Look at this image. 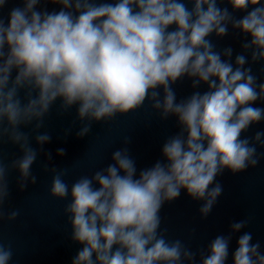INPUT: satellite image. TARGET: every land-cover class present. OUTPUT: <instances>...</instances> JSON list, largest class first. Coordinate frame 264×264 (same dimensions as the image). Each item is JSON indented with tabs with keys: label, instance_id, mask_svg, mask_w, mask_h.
I'll list each match as a JSON object with an SVG mask.
<instances>
[{
	"label": "clouds",
	"instance_id": "clouds-1",
	"mask_svg": "<svg viewBox=\"0 0 264 264\" xmlns=\"http://www.w3.org/2000/svg\"><path fill=\"white\" fill-rule=\"evenodd\" d=\"M47 2L61 5L60 10H39L41 0H22L23 6L11 8L5 19L10 0H0V143L7 138L23 153L9 164L0 155V220L10 195L9 173L19 172L21 191L37 183L31 169L38 152L22 126L43 127L60 99L64 111L78 105L82 127L77 135L84 137L94 122L133 112L147 100L161 120L175 117L180 128L163 143V161L137 176L125 147L112 153L113 163L106 168L71 184L64 179L66 169L44 166L53 173L50 195L70 199L64 211L71 238L83 245L72 264H226L233 234L247 226V219L212 239L197 260L198 253L182 240L166 237L160 210L184 189L204 202L199 212L206 218L223 191L214 183L217 175L259 163L257 145L264 147V132L241 137L264 121V108L253 106L264 101V83L257 82L251 66L245 67L248 56L236 55L234 66L233 49L226 48L223 56L229 59H222L207 37L225 36L231 25L250 37L242 48L251 63L264 62V3L226 0L233 12H246L236 18L217 0H190L191 9L184 0ZM184 77L193 88L203 83L208 90L177 101L172 85ZM35 139L43 146L51 137L44 133ZM57 153L63 156L65 149ZM19 215V209L12 210L7 219ZM236 244L234 264H264L261 243L253 242L251 232L239 235ZM12 257L11 246L0 239V264H9Z\"/></svg>",
	"mask_w": 264,
	"mask_h": 264
}]
</instances>
